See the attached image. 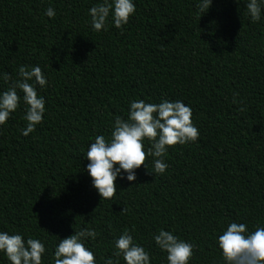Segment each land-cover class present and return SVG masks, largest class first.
Returning <instances> with one entry per match:
<instances>
[{"label":"trees","instance_id":"trees-1","mask_svg":"<svg viewBox=\"0 0 264 264\" xmlns=\"http://www.w3.org/2000/svg\"><path fill=\"white\" fill-rule=\"evenodd\" d=\"M97 2L0 0V72L39 65L48 78L36 131L21 135L23 106L0 126V231L40 239L52 264L59 239L91 228L87 246L103 264L134 229L152 264H167L152 240L163 228L195 245L190 264H222L216 238L229 222L264 226V17L251 22L244 0H213L200 17L196 0H135L123 31L95 33L87 13ZM161 98L191 107L198 141L170 148L163 175L141 166L101 201L88 145L127 118L131 100Z\"/></svg>","mask_w":264,"mask_h":264},{"label":"clouds","instance_id":"clouds-1","mask_svg":"<svg viewBox=\"0 0 264 264\" xmlns=\"http://www.w3.org/2000/svg\"><path fill=\"white\" fill-rule=\"evenodd\" d=\"M213 0H196L195 11L201 16L209 11ZM244 15L253 23L264 17V0H244ZM135 0H98L88 9V24L92 32L107 31L109 25L123 31L135 15ZM44 15L54 18L55 9L47 7ZM0 80L7 90L0 91V126H4L18 108L23 106L25 126L20 129L24 137L36 131L46 113L45 99L38 89L48 85V78L39 65L21 64L13 78L0 72ZM233 104L243 105L234 93ZM243 111V107L239 109ZM192 109L182 100L161 98L159 102L134 99L128 104L127 118L117 115L110 123V134L94 136L85 158L91 185L101 201L116 194V180L135 182L136 170L141 166L163 175L168 169L165 157L176 145L192 144L199 139V130L192 120ZM146 156L150 165L146 164ZM124 211V209H123ZM124 231L114 240L111 255L101 257L103 264H152V258L132 234ZM97 232L91 228L75 230V234L59 239L52 253V264H97L94 253L87 246ZM155 246L166 253L167 264H190L195 245L172 231L163 228L152 235ZM222 264H264V226L249 230L245 223L229 222L216 238ZM0 254L8 264H44V242L21 233L0 231Z\"/></svg>","mask_w":264,"mask_h":264}]
</instances>
